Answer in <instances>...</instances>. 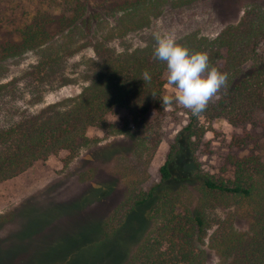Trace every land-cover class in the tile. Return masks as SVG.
<instances>
[{"label":"trees","instance_id":"trees-1","mask_svg":"<svg viewBox=\"0 0 264 264\" xmlns=\"http://www.w3.org/2000/svg\"><path fill=\"white\" fill-rule=\"evenodd\" d=\"M151 10L146 0H0V182L60 151L69 160L91 143V127L124 134L138 153L155 149L160 119L147 114L165 106L166 63L155 58V45L126 43L149 24ZM178 41L207 52L210 65L227 73V89L199 115L189 113L158 167V181L146 190L129 186L100 233L109 237L130 211L148 205L146 219L155 227L122 264H205L200 243L215 252L213 264H264V162L253 154L231 158L232 177L215 179L193 154L206 130L198 117L207 126L215 118L236 125L264 114V7L248 5L213 37ZM145 71L150 80H143ZM71 80L79 84L75 94L31 106L54 81ZM118 110L126 116L116 127L107 117ZM185 185L195 197L188 203L180 198ZM244 203L251 204L246 228L229 222L209 232L207 205Z\"/></svg>","mask_w":264,"mask_h":264},{"label":"rangeland","instance_id":"rangeland-1","mask_svg":"<svg viewBox=\"0 0 264 264\" xmlns=\"http://www.w3.org/2000/svg\"><path fill=\"white\" fill-rule=\"evenodd\" d=\"M111 1L123 0H104ZM146 1L152 4L150 22L139 32H131L127 44L153 46L156 31L169 32L182 40L210 38L221 27L235 23L248 5L264 7V0ZM23 62V66L11 69L12 75L19 76L17 72L23 71L28 59ZM162 77L163 95L173 93L167 70ZM78 90V81H54L42 101L31 106L57 101ZM189 113L175 102L158 113L148 112V118L160 119L162 130L151 153H138L122 133L91 127L86 131L91 143L69 160L65 161L66 152L60 151L0 182V264H122L131 258L155 227L146 219L148 205L130 211L109 237L101 235V223L122 201L129 186L146 190L158 181V167ZM125 116L124 110H118L107 120L118 127ZM198 120L206 130L193 154L202 172L215 179H229L234 168L231 158L253 154L264 162L263 113L236 125L223 118L212 119L208 126L203 118ZM192 193L185 185L180 198L188 203L186 199L193 198ZM214 205L206 206L209 232L229 222L246 228L251 204ZM200 246L205 251L203 262L213 264L215 252L205 244Z\"/></svg>","mask_w":264,"mask_h":264},{"label":"clouds","instance_id":"clouds-1","mask_svg":"<svg viewBox=\"0 0 264 264\" xmlns=\"http://www.w3.org/2000/svg\"><path fill=\"white\" fill-rule=\"evenodd\" d=\"M153 38L154 56L166 63L167 83L175 89L161 97L163 105L175 102L199 115L211 100L220 98L221 90L227 89L228 75L210 65L207 52L190 50L169 32L156 31ZM150 79L145 71L143 80Z\"/></svg>","mask_w":264,"mask_h":264}]
</instances>
